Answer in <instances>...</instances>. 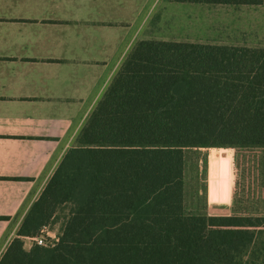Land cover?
I'll return each instance as SVG.
<instances>
[{"label": "trees", "instance_id": "trees-1", "mask_svg": "<svg viewBox=\"0 0 264 264\" xmlns=\"http://www.w3.org/2000/svg\"><path fill=\"white\" fill-rule=\"evenodd\" d=\"M201 147H264V46L139 40L0 264H264L263 214L186 212ZM62 206L58 241L26 249Z\"/></svg>", "mask_w": 264, "mask_h": 264}, {"label": "crops", "instance_id": "crops-1", "mask_svg": "<svg viewBox=\"0 0 264 264\" xmlns=\"http://www.w3.org/2000/svg\"><path fill=\"white\" fill-rule=\"evenodd\" d=\"M173 6L179 19L162 11ZM215 7L218 24L228 10L232 28L261 40L233 44L264 46V0H0V258L149 17L206 22ZM254 149L253 202L264 200V147Z\"/></svg>", "mask_w": 264, "mask_h": 264}, {"label": "rangeland", "instance_id": "rangeland-1", "mask_svg": "<svg viewBox=\"0 0 264 264\" xmlns=\"http://www.w3.org/2000/svg\"><path fill=\"white\" fill-rule=\"evenodd\" d=\"M167 7L163 8L162 11H171L173 17L177 19L181 17V15L177 14L185 11L174 6L172 8ZM205 11V16L209 17L206 22L165 23L160 21L158 23L152 22L154 18L151 20V15L149 17V24L140 30V37L133 42L132 47L136 42L145 38H173L226 44L261 41L249 33L232 28L227 21L229 17L228 10L221 12L222 21L219 24L216 21V13L218 11L216 7ZM205 16H202V18L205 19ZM211 17H214V22L211 20ZM129 52H127V55ZM77 136L78 133L72 141V147L77 145ZM219 151L226 153V155L218 156L217 152ZM256 152L254 148L241 147H201L187 149L185 172L186 212L203 211L205 206L210 214H244L250 212L248 211L249 207H255L263 211L264 200H254L253 202L250 196H248L253 188L251 186L252 179L250 178L252 176V170H255L257 167V160L252 158ZM222 164L226 169L224 171L221 170ZM259 184L257 181L254 182V186H258ZM66 211V206L60 207L58 217L55 218L57 221L51 223L52 227L59 228V217L63 216Z\"/></svg>", "mask_w": 264, "mask_h": 264}, {"label": "built area", "instance_id": "built-area-1", "mask_svg": "<svg viewBox=\"0 0 264 264\" xmlns=\"http://www.w3.org/2000/svg\"><path fill=\"white\" fill-rule=\"evenodd\" d=\"M32 239L35 243H38L40 245L52 246L58 241L59 236L51 234L44 227L43 230H41L39 234L33 236Z\"/></svg>", "mask_w": 264, "mask_h": 264}]
</instances>
